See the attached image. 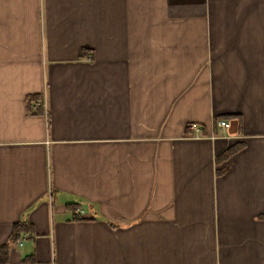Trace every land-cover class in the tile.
Wrapping results in <instances>:
<instances>
[{
	"label": "crops",
	"instance_id": "obj_1",
	"mask_svg": "<svg viewBox=\"0 0 264 264\" xmlns=\"http://www.w3.org/2000/svg\"><path fill=\"white\" fill-rule=\"evenodd\" d=\"M17 221L0 264H264V0H0Z\"/></svg>",
	"mask_w": 264,
	"mask_h": 264
},
{
	"label": "trees",
	"instance_id": "obj_2",
	"mask_svg": "<svg viewBox=\"0 0 264 264\" xmlns=\"http://www.w3.org/2000/svg\"><path fill=\"white\" fill-rule=\"evenodd\" d=\"M67 206L71 207L72 210L75 211L78 209L79 203H77V202L72 203V204L70 203ZM76 217L79 218L78 216H76ZM81 218H82V216H81ZM26 228H27L26 224L24 222H21V221H17L13 224L12 230L10 233L9 242H6L0 246V263L4 262L6 260L10 243L15 242L19 238L20 234L23 231H25Z\"/></svg>",
	"mask_w": 264,
	"mask_h": 264
},
{
	"label": "built area",
	"instance_id": "obj_3",
	"mask_svg": "<svg viewBox=\"0 0 264 264\" xmlns=\"http://www.w3.org/2000/svg\"><path fill=\"white\" fill-rule=\"evenodd\" d=\"M35 104H37V101L35 102ZM43 106L45 107V102L43 103ZM215 123L217 126H220V127H228L230 124L229 121L224 118L216 119ZM187 128L189 129L191 134H195V133L197 134L200 131V127L196 123H192V122H189L187 124ZM77 213L83 214L84 210L82 208H78Z\"/></svg>",
	"mask_w": 264,
	"mask_h": 264
}]
</instances>
